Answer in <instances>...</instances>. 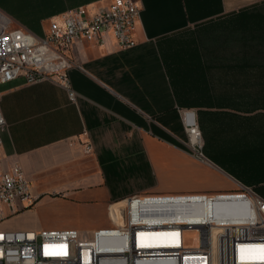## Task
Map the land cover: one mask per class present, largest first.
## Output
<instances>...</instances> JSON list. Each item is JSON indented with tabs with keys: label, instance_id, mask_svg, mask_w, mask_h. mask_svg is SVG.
Masks as SVG:
<instances>
[{
	"label": "crops",
	"instance_id": "obj_1",
	"mask_svg": "<svg viewBox=\"0 0 264 264\" xmlns=\"http://www.w3.org/2000/svg\"><path fill=\"white\" fill-rule=\"evenodd\" d=\"M133 1V48L110 37L71 51L80 65L69 73L73 100L50 81L0 85V173L19 163L36 197L30 208L3 207L0 230L89 231L110 204L133 196L244 186L264 198V0ZM111 2L0 0V10L43 36L64 13ZM184 112L207 161L184 144Z\"/></svg>",
	"mask_w": 264,
	"mask_h": 264
},
{
	"label": "built area",
	"instance_id": "obj_2",
	"mask_svg": "<svg viewBox=\"0 0 264 264\" xmlns=\"http://www.w3.org/2000/svg\"><path fill=\"white\" fill-rule=\"evenodd\" d=\"M140 7L133 0H112L108 7L70 10L35 35L0 10V85L22 78L28 85L50 81L69 91V73L80 68L71 56L75 45H104L112 37L120 48L136 45ZM1 102V97H0ZM185 146L207 161L193 113H183ZM6 121L0 109V145ZM86 152L92 150L86 145ZM36 197L19 163L0 173L3 207ZM112 228L96 230L89 242L74 229L0 230V264H264V198L253 188L218 195L133 196L108 207ZM195 233L199 246H188Z\"/></svg>",
	"mask_w": 264,
	"mask_h": 264
},
{
	"label": "rangeland",
	"instance_id": "obj_3",
	"mask_svg": "<svg viewBox=\"0 0 264 264\" xmlns=\"http://www.w3.org/2000/svg\"><path fill=\"white\" fill-rule=\"evenodd\" d=\"M86 226H88L89 228L93 227V229L89 230V231H84L81 233L79 232L82 241H85V242L90 241L93 233L96 230L101 229V228H112L113 227L111 220L109 219V217L106 214L102 215L100 220L99 219L96 221L94 220V222L89 223L88 225L85 224V228H86ZM15 231H34V230L22 229V230H15ZM35 232H38V231H35ZM186 241H187L188 246H190L191 248H196L199 246V237L195 233H191V234L187 235Z\"/></svg>",
	"mask_w": 264,
	"mask_h": 264
}]
</instances>
